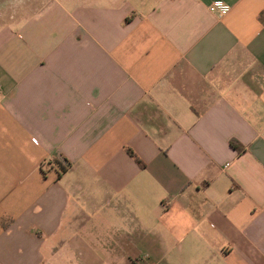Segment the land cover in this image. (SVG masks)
<instances>
[{"label":"crops","instance_id":"1","mask_svg":"<svg viewBox=\"0 0 264 264\" xmlns=\"http://www.w3.org/2000/svg\"><path fill=\"white\" fill-rule=\"evenodd\" d=\"M214 1L0 0V264H264V0Z\"/></svg>","mask_w":264,"mask_h":264},{"label":"built area","instance_id":"2","mask_svg":"<svg viewBox=\"0 0 264 264\" xmlns=\"http://www.w3.org/2000/svg\"><path fill=\"white\" fill-rule=\"evenodd\" d=\"M209 9L213 14H216L219 17H224L230 12L231 8L226 3L216 0L210 5Z\"/></svg>","mask_w":264,"mask_h":264},{"label":"trees","instance_id":"3","mask_svg":"<svg viewBox=\"0 0 264 264\" xmlns=\"http://www.w3.org/2000/svg\"><path fill=\"white\" fill-rule=\"evenodd\" d=\"M232 147L236 150H238L239 152L242 151V146L236 142H232L231 143ZM56 166H58V169H59V174H62V173H65L68 169V166L66 165H63V164H60V163H55Z\"/></svg>","mask_w":264,"mask_h":264}]
</instances>
